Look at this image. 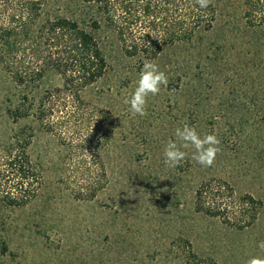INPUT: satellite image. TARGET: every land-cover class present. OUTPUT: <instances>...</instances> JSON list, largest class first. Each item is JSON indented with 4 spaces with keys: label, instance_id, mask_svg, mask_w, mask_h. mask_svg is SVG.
Listing matches in <instances>:
<instances>
[{
    "label": "trees",
    "instance_id": "1",
    "mask_svg": "<svg viewBox=\"0 0 264 264\" xmlns=\"http://www.w3.org/2000/svg\"><path fill=\"white\" fill-rule=\"evenodd\" d=\"M50 1L0 0V72L12 80L2 111L16 125L4 147L0 180L12 178L18 190L2 203L23 207L34 196L30 188L38 176L28 153L30 123L61 136L72 116L91 121L92 116L85 119L82 92L111 77L119 85L134 84L145 62L167 74V87L161 88L174 98L183 126L201 136L218 133L220 149H264V0L224 6L226 18L213 0L206 9L195 0H74L61 14ZM50 74L60 84L44 87ZM103 118L114 119L111 113ZM111 132L102 134L109 139ZM221 160L230 161L226 155ZM184 166L194 168L192 162ZM222 181L233 196V185ZM213 191L212 181L192 188L195 213L239 230L264 208L261 198L245 193L239 196L245 213L231 223L227 205L216 193L210 198ZM185 258L187 264H219L193 251Z\"/></svg>",
    "mask_w": 264,
    "mask_h": 264
},
{
    "label": "rangeland",
    "instance_id": "2",
    "mask_svg": "<svg viewBox=\"0 0 264 264\" xmlns=\"http://www.w3.org/2000/svg\"><path fill=\"white\" fill-rule=\"evenodd\" d=\"M73 1L50 4L61 14ZM213 1L225 18L224 6L244 3ZM110 79L82 92L85 119L92 116L91 121L72 116L61 136L30 123L34 137L28 153L38 180L30 188L31 202L23 207L1 202L18 190L12 178L0 180V264H187L190 251L219 264L264 257L258 247L264 241V208L251 226L239 230L196 214L191 193L202 181H212L210 198L216 193L235 223L245 213L239 196L254 193L264 201V149H221L211 167H202L188 148L185 160L169 168L163 163L164 147L185 121L174 98L161 88L148 97L145 116L133 115L126 101L136 82L119 85L117 77ZM11 83L0 72V164L16 127L2 111L4 90ZM59 84L53 74L44 80V87ZM103 113L113 115L114 126L104 122ZM107 131H112L109 139L102 134ZM222 155L230 161L222 162ZM188 162L193 169L184 166ZM223 178L233 185V196L221 188Z\"/></svg>",
    "mask_w": 264,
    "mask_h": 264
},
{
    "label": "clouds",
    "instance_id": "3",
    "mask_svg": "<svg viewBox=\"0 0 264 264\" xmlns=\"http://www.w3.org/2000/svg\"><path fill=\"white\" fill-rule=\"evenodd\" d=\"M201 9H206L212 0H195ZM168 76L152 62H145L139 72L136 87L126 103L133 115L145 116L149 96L160 93L161 87H167ZM175 140L169 139L163 150V163L169 168L178 167L185 160L187 152L184 149H194L191 159L202 167H211L221 151L220 139L215 134L201 136L195 127L185 124L182 128L175 129ZM264 250V241L258 244ZM245 264H264V257L252 256Z\"/></svg>",
    "mask_w": 264,
    "mask_h": 264
}]
</instances>
